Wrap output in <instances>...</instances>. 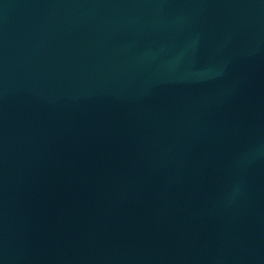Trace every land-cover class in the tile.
Masks as SVG:
<instances>
[{
    "label": "water",
    "instance_id": "1",
    "mask_svg": "<svg viewBox=\"0 0 264 264\" xmlns=\"http://www.w3.org/2000/svg\"><path fill=\"white\" fill-rule=\"evenodd\" d=\"M0 264H264V0H0Z\"/></svg>",
    "mask_w": 264,
    "mask_h": 264
}]
</instances>
